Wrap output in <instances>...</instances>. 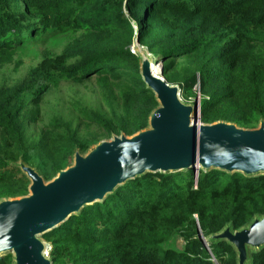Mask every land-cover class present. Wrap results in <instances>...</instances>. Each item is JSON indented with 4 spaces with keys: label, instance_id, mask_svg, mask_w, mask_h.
Instances as JSON below:
<instances>
[{
    "label": "trees",
    "instance_id": "1",
    "mask_svg": "<svg viewBox=\"0 0 264 264\" xmlns=\"http://www.w3.org/2000/svg\"><path fill=\"white\" fill-rule=\"evenodd\" d=\"M60 37L69 42L51 55L47 46ZM133 41L184 100L199 94L201 122L254 128L264 120V0H0V66L17 67L25 50L45 44L25 76L0 84V200L28 192L18 161L49 180L76 149L147 127L158 102L140 75V54L129 51ZM91 78L100 81L105 109L73 100V116L56 110L27 133L49 86ZM81 121L100 131L81 134ZM262 215L264 173L144 172L42 238L52 264H237L230 242L211 239L207 248L199 231L237 230ZM0 264H13V255H0ZM245 264H264V245L248 248Z\"/></svg>",
    "mask_w": 264,
    "mask_h": 264
},
{
    "label": "water",
    "instance_id": "2",
    "mask_svg": "<svg viewBox=\"0 0 264 264\" xmlns=\"http://www.w3.org/2000/svg\"><path fill=\"white\" fill-rule=\"evenodd\" d=\"M138 53L140 75L158 102L147 127L102 139L85 153L76 149L72 163L49 180L17 162L29 179L28 192L0 200V255L10 252L13 264H52L50 247L37 235L144 172L192 168L197 174L199 168H217L245 175L264 173L263 119L254 128L223 120L201 122L199 94L191 104L182 102L181 89L166 82L161 65L154 74L149 52L139 47ZM199 236L206 247L208 240H227L237 252V264H245L248 248L264 245V215L237 230L227 225L208 236L199 231Z\"/></svg>",
    "mask_w": 264,
    "mask_h": 264
},
{
    "label": "rangeland",
    "instance_id": "3",
    "mask_svg": "<svg viewBox=\"0 0 264 264\" xmlns=\"http://www.w3.org/2000/svg\"><path fill=\"white\" fill-rule=\"evenodd\" d=\"M67 42H69V40L66 37H60L54 41H51L47 46L49 53L51 55L60 53ZM32 47L34 49L33 51L27 49L22 53L20 63L17 67H15L12 62L0 66V84H12L16 80L21 79L23 76H25L27 70L31 66L35 65L38 61L41 60V58L43 57L42 50L45 47V44L43 45L42 43H40L38 48H36L35 45H33ZM139 47L141 48V52H147V49L145 47L139 46L138 44V49ZM150 55L151 54H149V56ZM150 57L151 60L153 59L155 65L159 68L161 63L157 61L156 58H152V56ZM100 85L101 84L99 80L91 78L85 79L82 82H74L73 80L60 81L59 84L55 87L49 86L48 90L43 93L42 100L39 102V107L41 110L39 120L34 122H27L29 126H27L25 130L30 135L36 134L40 129L39 126H41V123L47 119L50 113L56 110H60L65 117L73 116L76 113V108H74L70 104L73 100H80L81 105L86 107L105 109L106 104L102 100L99 91ZM180 98L184 103H192V101L184 100L181 96ZM72 121L73 123H76V120ZM78 129L81 134L88 131H100V128H96L93 123L88 121H81L79 123ZM72 161L73 158H71L70 164L72 163ZM37 237L41 240H44L42 238V234H38ZM181 244L182 240L180 238H176L175 245L177 247H180ZM48 246L49 243H47V247Z\"/></svg>",
    "mask_w": 264,
    "mask_h": 264
},
{
    "label": "built area",
    "instance_id": "4",
    "mask_svg": "<svg viewBox=\"0 0 264 264\" xmlns=\"http://www.w3.org/2000/svg\"><path fill=\"white\" fill-rule=\"evenodd\" d=\"M129 51L133 54H137L136 52H138V44L136 43V41H133L130 45H129ZM50 247V246H49ZM48 250V249H47Z\"/></svg>",
    "mask_w": 264,
    "mask_h": 264
},
{
    "label": "bare ground",
    "instance_id": "5",
    "mask_svg": "<svg viewBox=\"0 0 264 264\" xmlns=\"http://www.w3.org/2000/svg\"><path fill=\"white\" fill-rule=\"evenodd\" d=\"M151 71H153L154 74H158V67L155 65L153 59L151 60Z\"/></svg>",
    "mask_w": 264,
    "mask_h": 264
},
{
    "label": "clouds",
    "instance_id": "6",
    "mask_svg": "<svg viewBox=\"0 0 264 264\" xmlns=\"http://www.w3.org/2000/svg\"><path fill=\"white\" fill-rule=\"evenodd\" d=\"M153 58V57H152Z\"/></svg>",
    "mask_w": 264,
    "mask_h": 264
}]
</instances>
